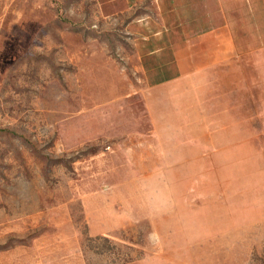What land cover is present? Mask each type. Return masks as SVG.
Listing matches in <instances>:
<instances>
[{
	"label": "rangeland",
	"instance_id": "obj_1",
	"mask_svg": "<svg viewBox=\"0 0 264 264\" xmlns=\"http://www.w3.org/2000/svg\"><path fill=\"white\" fill-rule=\"evenodd\" d=\"M108 9L0 0V254L264 264V113L153 93Z\"/></svg>",
	"mask_w": 264,
	"mask_h": 264
},
{
	"label": "crops",
	"instance_id": "obj_2",
	"mask_svg": "<svg viewBox=\"0 0 264 264\" xmlns=\"http://www.w3.org/2000/svg\"><path fill=\"white\" fill-rule=\"evenodd\" d=\"M97 1L109 4L105 15L126 16L153 93L176 87L177 106L215 97L237 126L245 127L247 106L254 120L264 113V0Z\"/></svg>",
	"mask_w": 264,
	"mask_h": 264
},
{
	"label": "bare ground",
	"instance_id": "obj_3",
	"mask_svg": "<svg viewBox=\"0 0 264 264\" xmlns=\"http://www.w3.org/2000/svg\"><path fill=\"white\" fill-rule=\"evenodd\" d=\"M4 259V257H3V255L2 254H0V264H11V261L10 260H3Z\"/></svg>",
	"mask_w": 264,
	"mask_h": 264
}]
</instances>
